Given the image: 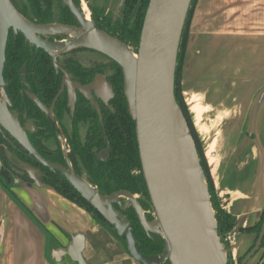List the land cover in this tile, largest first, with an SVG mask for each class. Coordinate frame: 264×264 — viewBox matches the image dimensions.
Wrapping results in <instances>:
<instances>
[{
    "label": "water",
    "instance_id": "95a60500",
    "mask_svg": "<svg viewBox=\"0 0 264 264\" xmlns=\"http://www.w3.org/2000/svg\"><path fill=\"white\" fill-rule=\"evenodd\" d=\"M65 4L73 9L70 0ZM192 0H149L140 32L136 53L121 41L97 30L93 22L81 20L82 27L73 29L60 25H35L21 17L10 0H0V94L4 95L3 78L5 50L9 30L21 32L37 48L55 56L72 48H87L99 52L115 62L123 75V92L131 119L135 122L141 170L155 219L146 220L144 212L128 191H116L101 195L88 182L76 176L70 167L45 161L29 142L25 131L33 123L21 129L17 117H0L2 127L15 139L29 156L43 166L58 171L70 186L88 202L124 238L130 257L139 264H227V252L221 243L217 223L211 208L207 187L195 142L181 107L175 98V73L179 45L186 17ZM37 34L63 33L74 40L64 43H46ZM70 76L64 73L62 89ZM95 96L112 97L108 82L97 75L89 86ZM59 94L55 98V101ZM90 98L92 96L90 93ZM74 91L70 90L72 104ZM37 105L43 107L37 98ZM93 101V100H92ZM100 116L99 108L94 104ZM0 107L5 109L0 98ZM5 113L8 114L5 109ZM100 121H102V118ZM7 120V121H6ZM1 128V129H2ZM25 130V131H24ZM109 154V146L102 153ZM30 177L33 170L26 171ZM202 175V176H201ZM35 185H44L33 179ZM122 210L133 208L140 226L147 232L164 238V250L158 256H144L136 248L130 222L114 204ZM264 239V220L252 249L240 264L247 262L260 250ZM83 238L74 236L64 247L56 250V260L68 257L75 264H86L81 255ZM58 258V259H57Z\"/></svg>",
    "mask_w": 264,
    "mask_h": 264
},
{
    "label": "crops",
    "instance_id": "0c3cea01",
    "mask_svg": "<svg viewBox=\"0 0 264 264\" xmlns=\"http://www.w3.org/2000/svg\"><path fill=\"white\" fill-rule=\"evenodd\" d=\"M184 83L196 122L207 106L239 107L233 116L241 117L244 136L237 137L218 185L238 195L228 207L238 224L231 234L239 242L236 253L245 252L254 234L239 229L258 224L264 210V0H196ZM6 183L0 182V264H75L55 253L77 235L86 264H139L85 209L45 184Z\"/></svg>",
    "mask_w": 264,
    "mask_h": 264
},
{
    "label": "trees",
    "instance_id": "16d2710c",
    "mask_svg": "<svg viewBox=\"0 0 264 264\" xmlns=\"http://www.w3.org/2000/svg\"><path fill=\"white\" fill-rule=\"evenodd\" d=\"M13 1V0H12ZM120 9L115 15L108 14L104 11L96 13L90 6L92 16L94 18L100 17V28H102L107 34L111 35L115 39L124 43L132 52L136 53L138 50L140 32L143 24L144 15L147 9L149 0H121ZM88 2V1H87ZM196 0H192L184 29L182 32L179 52L175 73V98L182 109L184 117L190 129V134L195 142L197 152L200 159L201 169L204 178L207 183V190L210 196L211 207L214 211V217L217 223V232L221 243L228 250L230 246V234L235 228V221L232 215L224 211L218 199H216V193L214 189L213 179L209 173L207 163L205 161L202 147L200 145L197 134L194 130L192 120L190 118L189 110L186 107L182 97V74L185 64V54L187 45L189 43V27L192 19L194 6ZM31 4L35 5L34 2ZM39 8H33L35 14L40 17L41 21H45L46 17L40 16L37 12ZM27 64L28 68V80H24L31 88L35 85V72L33 70L34 65L37 63L41 67L49 66L51 63L49 57L45 54L35 56L26 51L22 39L16 37L10 32L6 44L5 50V65L3 70V78L9 79L12 90L9 97L14 105H17V96L19 85L21 84L19 70L24 64ZM110 70L112 74L109 76L108 81L112 86L114 97L111 101L112 110L108 107L102 109L103 122L102 125L98 121V117H90L91 124L89 126L88 143L81 141L76 126L71 134V138H68V142L71 148V154L68 159L73 167L75 174L81 176L82 173L86 175L87 182L94 187L101 195H110L116 191H128L133 195H140L142 199H138L142 210L149 208L150 199L148 196L147 188L145 185L144 177L141 170L138 146L136 141L135 122L131 119L128 105L123 92V75L120 67L112 62ZM89 76V80L93 78L95 71H86ZM52 74V73H51ZM41 91L45 93L46 89L52 88V93L47 96L48 100H52L55 93L60 86V75L58 74L57 81H53L50 78V72L44 71L40 76ZM44 100L42 96H38ZM59 102V101H58ZM64 103H62V107ZM62 110L59 108V115ZM90 113L94 116L95 111L91 108ZM21 122L24 123L29 119H34L37 124V130L33 135L29 136L32 146L38 151L49 150L56 148L53 155L59 156L63 160L58 141L56 140L57 131L53 125V120L50 117H20ZM62 119V117H59ZM66 130V134H68ZM97 138L95 142L92 140ZM110 146V154L103 162H99L94 158V152L104 148L106 141ZM56 144V146H54ZM4 147L5 140L2 136V130H0V182L7 186V178L4 176L6 168L4 165ZM16 149H12V160L14 162L21 161L19 163L22 168H38L40 167L34 159L28 158L27 153L15 142ZM18 159V160H17ZM40 176L43 184L53 189L55 192L63 196L64 198L72 201L79 207L85 209L91 217L101 226L106 227L124 246L126 249L125 241L123 237L116 234L113 227L108 224L104 218L85 201L80 195L58 174L50 171L47 168H41ZM26 184H31L30 181H24ZM124 200V199H121ZM220 206V207H219ZM122 212L123 215L129 220L132 227V234L135 237L136 248L144 256H158L164 250V238L157 233H151L145 231L139 224L137 216L132 208ZM264 213V211H263ZM148 219H150L148 217ZM260 222V221H259ZM261 229V222L255 226L241 228L240 232L245 234H254L255 240ZM253 243V245H254ZM245 253V255L252 249ZM262 251L261 257L257 264H264V239L260 250ZM239 257L236 261H230L228 254L227 264H240L245 257ZM163 264H170L165 261Z\"/></svg>",
    "mask_w": 264,
    "mask_h": 264
},
{
    "label": "flooded vegetation",
    "instance_id": "af4514ba",
    "mask_svg": "<svg viewBox=\"0 0 264 264\" xmlns=\"http://www.w3.org/2000/svg\"><path fill=\"white\" fill-rule=\"evenodd\" d=\"M10 1L12 2L17 12L21 15V17L31 24L60 25L63 27H69L73 29H80L82 27L80 22L81 19V20L93 22L94 27L97 30L105 32L102 28H100L101 26L99 23L100 17L94 18L92 16V12L86 0L85 1L70 0L73 9L67 6L64 0H19L18 2H16L15 0L13 1L10 0ZM32 2H34L35 5L31 4ZM33 8H39L36 9L38 10L37 13L40 16L46 17L45 18L46 20L41 21L40 20L41 18L35 14V10L34 11L32 10ZM10 32H12L14 36L20 37L22 39L23 45L27 52L34 54L37 57L40 56V54H45L46 56H48L49 61L51 63V67L49 66L41 67L38 63L34 65L33 70L36 75H34L35 85L33 88H31L25 82L26 80H28L27 64L25 63L21 67V69L19 70L21 84L19 85V89H18L19 96H17V100H16L17 105H14L9 97L10 91L12 90V88L9 87L10 86L9 79L8 78L4 79V81L6 82V84L3 87L4 95L0 94V98L3 105H5V109L7 110L9 115L5 113V109L3 107H0V117H17V123L21 129H25L28 126L27 124L33 123L34 125L33 129L29 126L26 131L24 130L28 140H29V136L33 135L37 130V126H36L37 124L35 123L34 119H29V121L22 123L20 117L52 118L53 125L55 127V130L57 131V135H55L56 140L58 141L63 160H61L59 156H55L52 154V152H54L56 148L52 149V151L41 150V152H38L36 149L35 150L45 161L59 164L67 169L70 167V169L73 171V167L71 166V163L69 162L68 159L69 155L71 154L70 151L71 148L68 142V138L72 137L71 134L74 131L73 126H76L77 133L81 141L88 143L89 126L91 124L90 117H98V121L102 125L103 122L102 109L104 110V108L108 107L109 109L112 110L111 101L114 97L112 86L108 81V78L112 73L108 76L105 75V70L111 71L110 68L95 64L90 67H87L83 65L78 58L81 57V55H83L84 53H94L104 58L107 57L94 50L81 48V47L72 48L65 53L56 52L55 56H51L48 52L44 51L43 49L37 48L32 42L27 40L25 35L22 34L21 32H14L12 29H10L8 36ZM34 37L49 44L64 43L67 41L74 40V38L71 35L63 34V33H49V34L34 33ZM43 70L50 72V78L53 81H57L58 74L60 75L59 89L55 93L53 99L50 101L48 100L47 96L52 93V88L51 90L46 89L45 93L41 91L42 89L40 83V76ZM89 70L95 71L93 78L91 80H89V76L86 73V71ZM64 73L67 76H70V79L68 84L65 85L64 88L62 89V81H63ZM97 75H101L108 82L111 88L112 97L107 102H104L103 100L106 99L105 94H102V96L100 95V97H97L95 96L93 91H90L89 86L95 81ZM70 90L74 91V99L72 101V104L69 102ZM90 93L93 101L90 98ZM58 94L59 97L55 101V98L57 97ZM38 96H42L44 100L40 99ZM34 98H37L40 104L43 107H45V109L39 107L37 103L34 101ZM62 103H64L63 107H62ZM94 104L98 106L100 116ZM59 108L62 110L61 115H59ZM91 108L93 109V111H95L96 116L90 113ZM59 117H62V119H60ZM99 117L102 118V121H100ZM1 128L0 130H2V136L4 137L5 140L3 157H4V165L6 168V172L4 173V176L8 179V181L17 180L18 182L20 181L33 182V179H36L41 183H43L41 180L40 172L38 171H41L42 170L41 168H47V167L40 164L33 156H29L28 153L16 140L13 139L12 136L8 132H6L3 128L2 129ZM66 130L67 132H69L68 134H66ZM96 140L97 138H94L92 141L95 142ZM105 141L107 142L106 138ZM15 142L27 153L26 155L28 158L34 159L35 162L40 166L37 169L36 168L31 169L34 171L32 177H30L29 174L26 172L30 168L21 169L22 166L19 163L22 162L19 161L18 159H17L18 162H14L12 160L11 152L12 149H16ZM29 142L31 143L30 140ZM107 145L109 146L108 142L106 143V146L104 148H101L100 150L93 153L94 158L97 161L103 162L106 159V157L109 156L110 146H109V154L102 156V153L106 150ZM54 146H56V144H54ZM49 170L54 172V174H58L61 177H63L58 171L51 169ZM75 175L87 182V180L84 178L86 177L84 173H82L81 176L77 174ZM123 202L124 200H121L120 205L114 204V207L117 210L121 211L122 214L128 210L127 208H132L129 205L124 210V212H122L123 210L121 209V206L123 205Z\"/></svg>",
    "mask_w": 264,
    "mask_h": 264
},
{
    "label": "rangeland",
    "instance_id": "374dc122",
    "mask_svg": "<svg viewBox=\"0 0 264 264\" xmlns=\"http://www.w3.org/2000/svg\"><path fill=\"white\" fill-rule=\"evenodd\" d=\"M15 1L18 2L19 0H15ZM86 1H88V4H90V6L93 8V10L96 13H101L102 11H104L111 15H115L116 13H118L120 9V5H121L120 4L121 0H86ZM78 59L81 61L83 65L87 67H90L95 64V65H101V66H104V67L106 66L110 68L113 65L111 60L101 57L100 55H97L94 53H84ZM111 73L112 71L105 70V75L108 76ZM181 85H182V97H183L184 103L189 110V114L192 120L194 130L197 134L200 145L202 147L203 155L207 163L209 173L211 175V178L213 179L214 189L217 195L216 199L219 200L221 208L224 211L230 213L228 207L230 206L231 201L232 200L234 201L235 198L238 197V195L234 196L232 194H225V192H223L222 189L219 187L218 180L221 174L223 173L226 163L232 158L231 154L235 148L234 146L236 145L237 141H239V138L237 137H240V135L244 136V134H242L243 132V129L241 127L242 124L238 122L241 117L233 116L234 114L238 112L239 107L237 105L224 104V105H214L211 107L207 106L208 108H206L203 104V101L198 97L199 99L196 102L203 105L206 109L202 112L200 120L196 122L195 116L191 112V106L188 101L189 97L193 94H191L190 92L186 93L185 89L187 88L186 87L187 85L185 83L183 84V74H182ZM235 151L237 153V150ZM210 157L214 159L215 161V164L213 165V167H211L209 163ZM84 178L86 179V177ZM202 181H203V184L207 187L205 178H202ZM134 196L137 200L142 199L140 195H134ZM209 199H210V196H209ZM263 211L262 212L260 211V213L257 214L258 216L257 220L258 218H260L259 220L261 222V225L264 220ZM143 212H144V216L146 220L148 221H152L156 217L154 210L152 208L151 202H150L149 208H147ZM148 217L150 219H148ZM233 219L236 223L235 224V228H236V226L238 225L237 220L235 217H233ZM242 223L243 222H241L240 225H242ZM231 235L232 234H230V237ZM254 239H255V235H253V237L251 238L249 245L252 246V244L254 243ZM238 246H239V242L237 238H236V244L232 245L230 241V246L228 247V250H226L227 257H228V254L230 256V261L234 260L232 258V249L234 251V248ZM247 251L245 249V252H240V253L238 252L237 258L234 261H236L239 257L244 256ZM261 254H262V251H258L247 262V264H257L259 262Z\"/></svg>",
    "mask_w": 264,
    "mask_h": 264
},
{
    "label": "built area",
    "instance_id": "2783aa9c",
    "mask_svg": "<svg viewBox=\"0 0 264 264\" xmlns=\"http://www.w3.org/2000/svg\"><path fill=\"white\" fill-rule=\"evenodd\" d=\"M230 241H231V244H236V240H235V236L234 234L231 235L230 237ZM232 258L235 260L237 258V253H236V249L234 248V251L232 249Z\"/></svg>",
    "mask_w": 264,
    "mask_h": 264
}]
</instances>
